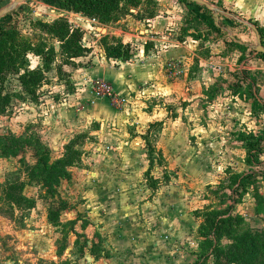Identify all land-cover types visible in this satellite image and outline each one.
<instances>
[{
    "label": "rangeland",
    "instance_id": "374dc122",
    "mask_svg": "<svg viewBox=\"0 0 264 264\" xmlns=\"http://www.w3.org/2000/svg\"><path fill=\"white\" fill-rule=\"evenodd\" d=\"M15 1L0 0V10ZM140 1L145 0L135 3ZM51 7V0H30L2 18L0 27L16 28L33 44L52 45L55 40L36 24L61 18L62 10L53 14ZM139 8L125 1L112 17L142 19L155 12L152 0L136 16ZM247 58L244 53L241 63ZM28 59L31 69L41 68L39 57L31 53ZM55 81L40 91L54 102L44 108L50 115L18 99L0 115V264H264V177L246 185L237 200L240 218L214 256L200 229L210 209L232 203L234 175L249 171L240 135L264 138V105L250 113L222 101L219 107L229 109L232 119L219 127L218 115L199 114L195 110L205 106L184 100L187 96L134 105L113 97L116 114L95 118L79 114L90 103L70 101L69 88H56ZM9 88L19 89L12 81ZM163 104L167 112L154 115V123L128 111ZM79 136L81 161L68 174L60 166L55 172L61 174H44L35 166L40 142L55 165Z\"/></svg>",
    "mask_w": 264,
    "mask_h": 264
},
{
    "label": "crops",
    "instance_id": "0c3cea01",
    "mask_svg": "<svg viewBox=\"0 0 264 264\" xmlns=\"http://www.w3.org/2000/svg\"><path fill=\"white\" fill-rule=\"evenodd\" d=\"M152 1L154 18H150V13L142 19L129 15L107 24L62 10L61 18L65 17L75 28L84 31L82 45L91 52L74 59V66L65 67L70 84L56 75L51 82L56 80L59 85L56 88L68 87L70 101L80 98L86 105L90 103L79 114L95 118L99 114L114 116L113 97L134 105L139 100L157 99L162 103L187 96L184 100L205 106L195 110L199 114L210 110L211 117L218 115L214 123L218 121L219 127L225 126V119H232L227 117L229 109L219 107L222 101H231L235 108L243 109L244 106L250 113L259 111L255 103L264 104V60L255 54L247 58V64H242L244 51L237 45L248 48L257 45L252 26L256 27L254 23H257L264 27V0H205L220 12L200 10L180 0ZM147 9L148 0H145L134 12L137 16ZM50 11L59 14L56 7H51ZM102 30L106 33H101ZM117 44L130 47L129 61H124L113 50ZM57 45L60 46L56 43V48ZM57 61H61L60 56ZM99 81L111 86L110 95L95 91L93 85ZM49 85L51 83L45 86ZM51 99L34 106L35 112L42 110V116L50 115L51 111L44 108L54 105ZM163 108L165 104L157 110L131 107L128 111L132 116L144 117L152 123L154 115L162 116L167 112ZM238 116L242 117L241 114Z\"/></svg>",
    "mask_w": 264,
    "mask_h": 264
},
{
    "label": "trees",
    "instance_id": "16d2710c",
    "mask_svg": "<svg viewBox=\"0 0 264 264\" xmlns=\"http://www.w3.org/2000/svg\"><path fill=\"white\" fill-rule=\"evenodd\" d=\"M57 9L68 10L74 13L83 14L91 19L98 20L102 24H107L115 21L118 18H113L112 14L118 11L122 2L131 1L132 4L142 5V1L135 3V0H51ZM194 5V4H192ZM198 9L203 10L204 7L195 4ZM194 5V6H195ZM195 6V7H196ZM155 17V12L150 13V18ZM37 25H41L46 30V34L55 40L52 45L46 43L33 44L32 41L25 39L20 31L16 28L0 27V115L5 114L7 109L15 100H23L30 102L31 105H42L46 100L41 89L51 83L53 75L58 76L61 80H65L70 84L68 72L65 71L66 66H74V59L82 58L91 49L85 48L82 45L84 31L80 28H75L68 19L59 18L52 23H42L37 21ZM258 29L261 40L264 45V27L254 23ZM56 43L60 44V49L57 50ZM244 51L249 58L255 55L253 48L237 45ZM113 50L117 55L121 56L124 61L130 60V47L123 44H117ZM33 53L42 61V67L31 69L28 59L29 54ZM61 57V61H57V57ZM264 60V55L260 54ZM16 83L18 91H12L9 84ZM20 91V92H19ZM256 106L264 105L255 103ZM79 136L71 141L66 147V153L63 158L58 159L55 165H50L51 151L45 148V145L40 142L37 151L36 167L44 174L52 171L54 174H61V169L58 172L56 167L60 166L64 169V173L68 174V169L77 165L81 161V153L77 150L80 146ZM240 141L247 149L248 156L246 163L250 167L247 174L236 173L234 175L233 184L230 187L231 201L230 205L223 210H212L207 213L206 220L201 226L202 237L205 239V244L212 250L211 255L214 256L218 247L216 246L225 236L232 232L234 223H236L239 215H237V206L242 201H237L238 198H243L246 192V185L256 181L258 177H264V162L261 160L264 154V138L254 135L241 134ZM79 140V141H78ZM41 149L47 151L46 154L40 152ZM9 150V149H7ZM43 154V156H42ZM62 178V177H59ZM60 181V180H59ZM153 181L152 187L157 188V182ZM48 186H52L49 184ZM53 188V187H51ZM53 191V189H52ZM59 211L53 216H60ZM55 218L53 222L58 221ZM240 218V217H239Z\"/></svg>",
    "mask_w": 264,
    "mask_h": 264
},
{
    "label": "water",
    "instance_id": "95a60500",
    "mask_svg": "<svg viewBox=\"0 0 264 264\" xmlns=\"http://www.w3.org/2000/svg\"><path fill=\"white\" fill-rule=\"evenodd\" d=\"M28 1H30V0H16V1H15L13 4H11L10 6L4 8V9H1V10H0V20H1L2 18H4L5 16L9 15L10 13H12V12H13L14 10H16L20 5H22V4H24V3L28 2ZM190 1H192V2L195 3V4L200 5V6H202V7H207V8H209V9H211V10H214V11L220 12V11H218L213 5H210V4H209L208 2H206L205 0H190ZM252 28H253V30L255 31V33H256V35H257V39H258V41H257V45H255V46L253 47V49L255 50V53H256L257 56L260 55V54L264 55V45H263V42H262V40H261L260 33H259V31H258V29H257L256 27H253V26H252ZM57 48L59 49L60 46L57 45Z\"/></svg>",
    "mask_w": 264,
    "mask_h": 264
},
{
    "label": "built area",
    "instance_id": "2783aa9c",
    "mask_svg": "<svg viewBox=\"0 0 264 264\" xmlns=\"http://www.w3.org/2000/svg\"><path fill=\"white\" fill-rule=\"evenodd\" d=\"M95 91L101 95H110L112 92L111 86L108 83L99 81L95 83Z\"/></svg>",
    "mask_w": 264,
    "mask_h": 264
}]
</instances>
